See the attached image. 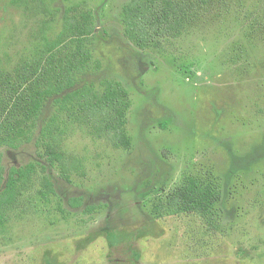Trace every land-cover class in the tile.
Listing matches in <instances>:
<instances>
[{"label": "rangeland", "instance_id": "obj_1", "mask_svg": "<svg viewBox=\"0 0 264 264\" xmlns=\"http://www.w3.org/2000/svg\"><path fill=\"white\" fill-rule=\"evenodd\" d=\"M82 2L99 63L84 79L125 84L130 145L71 127L73 166L52 170L50 200L38 178L25 192L0 227V264H264V0H227L146 49L125 34L129 0H0V72L32 62L65 8ZM54 108L48 101L39 126ZM13 151L7 167L36 155L32 142ZM235 156L243 162L233 169ZM188 175L216 183L214 214L170 204Z\"/></svg>", "mask_w": 264, "mask_h": 264}, {"label": "trees", "instance_id": "obj_2", "mask_svg": "<svg viewBox=\"0 0 264 264\" xmlns=\"http://www.w3.org/2000/svg\"><path fill=\"white\" fill-rule=\"evenodd\" d=\"M227 0H129L123 8L127 37L141 49L156 46L165 29L177 33L200 22L205 14ZM95 17L86 3L68 5L62 28L54 38L36 46L35 57L12 72H0V227L18 214L25 192L38 178L39 193L45 200L58 192L53 169L68 175L72 162L64 151V140L71 127H79L130 145L127 134L128 112L132 105L125 84L102 78L99 83L85 80L99 69L91 49ZM52 100L53 113L39 126L40 117ZM32 142L35 157L21 165L7 167V152ZM14 152V151H13ZM243 162L235 156L233 169ZM232 169V170H233ZM220 190L213 180L188 175L170 197L187 212L214 214ZM68 205H83L79 197L62 195ZM96 209L87 206L91 213Z\"/></svg>", "mask_w": 264, "mask_h": 264}]
</instances>
